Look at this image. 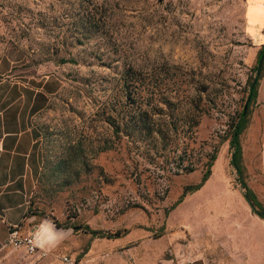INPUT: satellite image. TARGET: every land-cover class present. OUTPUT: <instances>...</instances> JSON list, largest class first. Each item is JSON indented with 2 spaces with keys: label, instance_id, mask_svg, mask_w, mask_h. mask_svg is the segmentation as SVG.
Listing matches in <instances>:
<instances>
[{
  "label": "rangeland",
  "instance_id": "obj_1",
  "mask_svg": "<svg viewBox=\"0 0 264 264\" xmlns=\"http://www.w3.org/2000/svg\"><path fill=\"white\" fill-rule=\"evenodd\" d=\"M263 41L264 0H0V107L37 110L27 120L43 164L30 207L125 230L65 227L48 251L66 264H136L169 256L186 231L238 222L247 203L227 140ZM255 91L238 143L241 178L264 210V54ZM211 155L206 179L164 214Z\"/></svg>",
  "mask_w": 264,
  "mask_h": 264
},
{
  "label": "crops",
  "instance_id": "obj_2",
  "mask_svg": "<svg viewBox=\"0 0 264 264\" xmlns=\"http://www.w3.org/2000/svg\"><path fill=\"white\" fill-rule=\"evenodd\" d=\"M31 101L32 95L29 105ZM36 111L21 106L0 107V264L67 263L61 261L62 255L48 249L39 255L41 249L36 247L33 253L27 254L20 247L4 245L10 227H16L20 234L34 235L38 226L51 222L29 205L43 164L39 134L30 119L27 120ZM257 163L264 191V126L257 147ZM235 192L243 204L241 190L236 188ZM243 208L239 221L231 222L228 231L219 233L211 227L202 228L199 235L186 231L183 245H178L169 256L157 255L151 260L143 256L136 264H264V221L247 204Z\"/></svg>",
  "mask_w": 264,
  "mask_h": 264
},
{
  "label": "trees",
  "instance_id": "obj_3",
  "mask_svg": "<svg viewBox=\"0 0 264 264\" xmlns=\"http://www.w3.org/2000/svg\"><path fill=\"white\" fill-rule=\"evenodd\" d=\"M261 52H262V56H263V54H264V41L258 46V49L256 50L255 62H256L257 57L261 54ZM64 61H65L64 59H60V62H64ZM254 68H255V66H254ZM255 84H256V81L254 82L252 88L249 91V99L247 101V104L251 100H253V98L255 96V93H256ZM248 85H249V83H248ZM245 115H246V111L241 113V109H240L236 114L235 120L230 124V132H229V137L227 140V145L230 148L228 162L234 170V173L236 175V180L238 182L239 187L242 189V191H241L242 197L244 199H248L251 206H252V207H250V211L264 221V217H262L261 215H259L257 213V210L264 212L263 208L260 207V204L255 199V196L253 195L251 190L245 185V183L243 182V180L241 178L242 166L240 164V146L238 143V134L240 133V131L245 126ZM196 116H197V114L194 113L189 117V126H194L196 124ZM116 131H117L116 129L113 130L114 133ZM149 132H151V130L148 129L145 131V134H148ZM152 132H156V131H152ZM212 159H213V156L211 155L209 157L207 165L202 170L198 180L195 183L186 184L181 188L178 196L173 200V202L170 203L166 208L163 209L164 214H166L170 209H172L175 206V204H177L185 194L197 189L200 186V184L206 179V177L209 174L208 166L210 165V160H212ZM40 173H39V175H40ZM39 213H41V212H39ZM51 222L56 227H68V228H70L71 231L80 230L82 232L88 233L92 237L116 238V237L121 236L125 232L124 229H122V230L115 229L112 232L103 231L100 229H93V228H89L86 224H83V223H69V224L63 223V224H60L53 219H51Z\"/></svg>",
  "mask_w": 264,
  "mask_h": 264
},
{
  "label": "clouds",
  "instance_id": "obj_4",
  "mask_svg": "<svg viewBox=\"0 0 264 264\" xmlns=\"http://www.w3.org/2000/svg\"><path fill=\"white\" fill-rule=\"evenodd\" d=\"M63 229H57L51 222H46L38 226L33 235V243L35 247L41 250H50L59 246L63 242Z\"/></svg>",
  "mask_w": 264,
  "mask_h": 264
},
{
  "label": "built area",
  "instance_id": "obj_5",
  "mask_svg": "<svg viewBox=\"0 0 264 264\" xmlns=\"http://www.w3.org/2000/svg\"><path fill=\"white\" fill-rule=\"evenodd\" d=\"M4 245H10L12 247H20L27 254L33 253L36 247L33 243L32 234H20L16 227H10L5 236ZM44 251L40 250L39 255H43ZM63 261H68L64 256L60 258Z\"/></svg>",
  "mask_w": 264,
  "mask_h": 264
},
{
  "label": "water",
  "instance_id": "obj_6",
  "mask_svg": "<svg viewBox=\"0 0 264 264\" xmlns=\"http://www.w3.org/2000/svg\"><path fill=\"white\" fill-rule=\"evenodd\" d=\"M261 60H262V52L256 59L255 68H254V75H253V77L251 78V80L249 82L247 94H246V96H245V98L243 100L242 106H241V113L244 112V109L246 107L247 101L249 99V91L252 88L254 82L256 81V76H257L259 68H260ZM245 201L249 205V208L252 207L248 199H245ZM257 213L259 215H261L262 217H264V212L263 211L257 210Z\"/></svg>",
  "mask_w": 264,
  "mask_h": 264
}]
</instances>
